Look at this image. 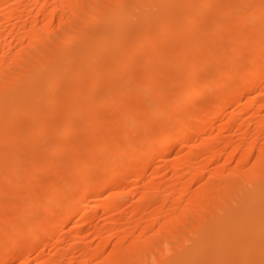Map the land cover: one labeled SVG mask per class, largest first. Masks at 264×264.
I'll use <instances>...</instances> for the list:
<instances>
[{"label": "bare ground", "instance_id": "6f19581e", "mask_svg": "<svg viewBox=\"0 0 264 264\" xmlns=\"http://www.w3.org/2000/svg\"><path fill=\"white\" fill-rule=\"evenodd\" d=\"M6 1L10 2H7V4ZM226 1L0 0V4H2L0 6L1 21L5 20V22H8L10 17L15 16L22 24V27L20 26L21 28H19L20 31L13 28L15 35L13 29V32L10 30L8 32L7 30V33H2L6 29L2 30V32L0 31V141H2L0 142V172H2L0 176L3 174L2 176L5 177V180L8 178L7 180L12 179V182L14 181V183H11L12 185L9 184V187H7L5 186L6 184H3L4 181L0 179L2 181V183L0 182V264L9 263L12 259H21L23 257L22 248L27 237L34 241V247H39L42 244H47L53 238L55 227H59L57 236H61L59 238L62 239L63 237L66 240L65 232H63L66 224L80 210L81 206H85L84 214L89 212V205H91L94 194L100 193L105 184L112 188L127 179H130L131 181H128L132 183L144 182L145 173L142 165H151L152 150L159 146L158 154L159 157L163 158L174 151L170 147L172 142L187 141L192 133L191 131L197 129L193 126L195 125L194 119L196 120L197 118L200 124H204L205 121L209 122L214 118L207 113L208 108L207 111L204 110L206 108H204V99L200 101L203 103L193 104L192 107L190 106L185 110H182V104L192 100L197 95L193 85L201 77L205 65L211 64L213 67L216 64L215 62L218 61L216 58L218 56L214 54V50L217 49L219 37L221 38L222 36V39H224V35L237 37L238 43L234 46L235 48H232L239 53V58L234 60V63L241 64L239 69L225 68L218 71L217 67L213 68L219 72L221 83L225 86L227 85V92L222 97L220 96L222 100L226 101L228 97H232L233 99L238 98V101L241 102L242 95L245 98V94L252 88L256 90L258 85L259 88L260 85L261 88H264L262 86L264 83V54H262L264 53L262 52L264 51V26H262L263 28L259 27L261 26L259 23L262 24L261 21H264V0H229V3ZM23 2H26L25 6L23 5L25 9L20 10L21 4H24ZM32 3H35L38 7L37 11L32 7ZM36 6L35 8H37ZM39 13L42 14L41 18ZM238 23H242V25L238 26ZM7 25L5 26L7 27ZM90 27L93 30L88 35H83V31ZM180 33L185 35L181 37ZM258 35L263 36H261V49H257L254 44L255 40L258 41ZM12 37L17 38V42L13 43L14 39ZM248 38H250V42L246 43ZM83 44H87V47L83 51H77L75 45L81 46ZM221 48L219 49L220 51L222 50ZM216 52L218 53L219 51L216 50ZM137 53H140L138 55L142 54L141 59L140 56L137 57ZM230 59L231 57L228 58V60ZM172 60L175 61V65ZM144 65L152 66L151 70L153 71L154 69V71L148 70L150 72H147L146 80H139L140 78L138 80L143 83L147 81L146 85L148 87L154 86L157 100L152 104L156 106L155 102L158 101L160 104L159 108L162 109L163 116L166 117L165 120L150 119L140 107L139 103L141 101L139 103L135 102L138 97H133V99L131 98L132 100L129 98V92L131 93L132 88L130 84L138 82L136 81L137 78L135 79L136 82L133 83V80L131 81V78L133 79L134 77H132L133 75L130 77L131 73L129 72L132 71L133 74L134 71L138 77L139 71ZM171 65L176 67H171ZM145 68L147 70V67ZM170 68L181 69L178 75L180 76L181 72L183 75V80L180 79L181 75L179 82L182 80L184 85L183 87L181 85L182 89L177 91L175 95L177 98L174 96V88L172 89L169 84L170 80L165 81L166 79L173 80L175 78L167 77L162 80L159 76V74L165 76V73ZM104 70L109 74H114L112 75L114 78L110 76V81L114 79L112 82L117 84L112 83L113 86H118L117 88L121 91L119 92V94H122L120 99L126 107V114L122 118L127 120L128 123L140 121L143 124L142 128H150L152 132L147 138L143 137L144 133L146 134L144 132L145 129H143L144 133L140 129L142 135L138 134L135 132L136 130L129 128V124L126 121H121L120 113L117 114V116L119 115L118 117L116 116L115 112L117 111L113 113L115 118L104 119L100 116L102 111V109L100 111V104L102 102L100 98L94 99L95 96H93L92 92L98 85L100 88V84H105L104 80H102ZM171 70L174 71L173 69ZM182 70H186L185 74ZM209 71V76L207 75V78L202 79L204 81L200 86V90L206 84L216 80L215 78L218 76V72ZM124 75H127L128 78L130 77V79L124 78ZM142 75L141 77H143ZM167 75L173 76L170 72L169 74L167 72ZM178 75L176 76L177 78ZM107 79L109 81V78ZM163 81L165 83L169 82V86L165 87L166 84L164 85ZM109 84L111 86V82ZM128 86L130 87L128 88ZM147 86L145 87L149 89ZM104 87L102 85L101 90ZM136 87L134 86V88ZM181 87L179 85V88ZM220 87L222 88V86ZM127 89H130V91L128 92ZM52 90L53 92L54 90L56 91V94L54 92L55 95L52 96L56 100V104L49 96ZM116 91L118 92V90ZM103 92L105 96L107 92ZM251 93H248V95H251ZM260 94L262 95L263 93ZM78 95L89 100V103L87 102L88 110L85 111L84 117L82 116L81 118L77 116L83 115L84 110L82 108L85 106L79 107V110L74 107L76 105L74 101L78 100L76 98ZM208 95L213 96V93L211 95L210 92ZM241 96L242 98L240 99ZM148 98L152 99L151 97ZM249 98L248 101L254 97ZM26 99H29L31 103H33V99H39L37 110L40 109L41 111V109L46 110L48 108L49 113L44 111L46 113L44 118L36 120L35 117V120H39V122L34 121V118L30 119L36 123L35 125L33 124L34 127L32 125L34 130L27 129V126L32 123L25 124V127H18L23 135L18 133L22 137L17 142L22 145L21 147L23 145L25 147L28 145L29 147V144H34L30 150H27V153L32 150L31 154H26V151L23 154H21V151V155L19 153L16 154V152L11 154V148L14 151L13 147L18 145L13 146V144L17 143L14 139L17 128L12 126L15 123L17 126L18 121L23 124L22 120L28 119L29 116L26 111L32 114L36 113L35 106L31 108L33 112L29 110L30 107L27 105V108L26 106L24 108L23 105H25L26 101H24V104L22 102ZM80 100H82L81 97ZM222 100H217L213 103L212 111L214 113L225 109ZM263 100L259 101L258 99L251 103L253 105L255 103L256 107H264V105H260L264 103L262 102ZM50 101L51 104L54 102L52 106L51 104L49 105ZM146 101L148 103L149 100ZM248 103H245V105ZM148 105L151 112H147L153 116L154 113L156 114L157 109L149 103ZM22 106L24 111L25 109L26 111H22V116L24 117L20 118L21 112L18 109ZM251 107L253 108L254 106ZM99 111L100 114H98ZM205 111L208 115L204 113ZM17 112L18 116H15ZM238 112H232L228 116L229 119L228 121L225 120L226 123H224L223 129L226 128L225 130H227L228 126H230V129L232 123H238L239 119L243 118L242 115L235 122L240 115V112ZM243 113L245 114V112ZM252 114L254 113L252 112ZM203 115L207 117L205 118ZM4 116L6 117L5 119L2 118ZM25 116L27 117L25 118ZM248 116H244L245 124H240L241 128L246 125L248 120H252ZM52 118L53 121L54 119L58 120L57 127L55 126L56 129H54L55 127L52 129L54 134H57L56 136L62 133L67 135L66 132L69 133L68 135L81 130L84 132L80 139H77L79 138L78 135L74 136L76 140L73 137L74 143H68L69 139L67 140L68 142L66 141V144H69L67 146L70 147L72 145V147L74 146L73 148L67 147L64 141L63 145L65 146H61L62 148L57 147L59 144L54 142L56 140L50 141L58 144L55 148L50 146L51 143L48 144L51 147L50 150H54V152L67 153L70 149L71 155L75 156L71 164L63 161L66 166H68L67 164L71 165L67 172V169H61L62 166L58 167L59 164L55 163L53 156L45 157L38 154L41 148L43 150V147L48 150V135L52 131L49 126L51 122H48V120H52ZM81 119L86 120L84 121L86 124H83L85 127L81 126L83 128H79L82 123ZM103 120L105 121L103 123H106L107 126L106 133L100 132V129L95 130V128H103V124L100 122ZM250 121L249 123H251ZM10 122L13 123L11 127L9 126V124H12ZM47 122L49 125H47ZM37 123L39 124L38 127ZM2 124H5V127ZM248 125L244 127L243 134H239L241 137L238 140L232 141L231 139L232 142L229 141L231 151L228 157L225 158L224 164L222 165V162L219 163L222 166H215V168H211L210 172L205 171L206 165L211 162L214 164V161L216 163L218 158L222 157H219V149L214 144V141L217 140L216 138H212L215 139L213 142L212 140L204 142L203 139L197 144L193 143L190 150H188L190 151L189 155L187 154L186 156V153H182L183 156L181 157H184L182 160L181 158L169 160L170 167L177 175L175 182L164 189L163 187L160 188L159 185L154 188L152 186L154 182L150 184L146 183L148 182L146 181V184H144L146 188L144 187L143 195H140L145 200V204L139 203L132 210L129 209V213L141 216L136 217L140 218L137 222V227L140 229L138 235L136 236L135 234L132 237H128L129 234H133L130 230L132 221L128 222L124 228L118 230L120 233H117L121 236L119 239L117 238V243H114V249L108 255H104V245L101 244L100 240H98L100 247L97 245L96 249L92 250L93 253L89 250L91 248L89 246H92V241H87L90 244L89 246L86 244L80 250L81 255L78 257L79 259L76 258V264H264V117L262 116L258 119L252 131H250L252 128L250 129V126L248 128ZM131 127H136V125ZM205 128L203 130V138L208 140L210 129L207 128L208 130L205 131ZM239 130L241 129L239 128ZM235 132L237 131L235 130ZM50 134L53 133L51 132ZM65 134L63 135L65 136ZM117 134L123 136H121L123 138L122 142H116ZM215 135L213 136L215 137ZM52 136L53 138L55 137L54 135ZM46 137L48 142L45 141ZM160 138L161 142L159 143ZM59 141H62V139ZM11 143L12 145H10ZM44 143L46 146H43ZM131 143L135 144V149L132 152L133 156L129 157L127 155L129 152L127 145ZM8 145L13 147L8 150ZM226 145H228V142ZM98 146L110 154L107 153L108 156L106 154L103 158L98 157L96 155ZM220 150H222L221 147ZM238 152V160H236L235 166L232 164V167L229 162L232 156ZM199 155L201 161L198 162L199 166L196 168V158ZM165 159L163 164L168 161V158L167 161ZM251 161L252 164L248 167ZM146 166L145 168H147ZM20 168L24 170L19 171ZM191 168H195L196 171L194 170L192 175L188 177L187 172L184 170H190ZM44 171L52 172V175L48 176L45 182L43 180L44 184L42 183V191L49 197L48 201L50 202L42 204V213H37V211L34 213L33 206L36 203H34L32 187L38 182L39 174ZM205 172L210 173L209 178H206L207 180H204V183L202 181L203 184L200 182L201 184L197 185L200 187L196 186L195 188L198 189L194 188L192 191L190 182L194 181L197 183V181H201L206 174ZM188 180H190L189 184ZM6 182L10 183V181ZM177 183L180 184L179 187ZM135 187H130L129 194H134L138 191V187ZM35 190L34 192H37ZM19 192L26 193L28 198L25 201L26 203L18 205L11 202L15 205L12 208L10 204L8 205L10 208L6 207L5 203L10 200V197L12 198L11 195L15 196ZM25 199L23 198V200ZM178 199H183L185 203H178ZM21 200L17 201L22 204ZM99 204L102 209L107 208L108 210V208H111L117 212L120 208L119 203L115 199L102 200ZM31 214H33V217L30 218ZM118 215L120 216V214ZM126 219L128 220L129 218ZM118 222L120 223V221ZM27 224L29 227L26 232L25 227H27ZM152 229L154 231L149 233ZM65 235L67 234L65 233ZM75 235L79 238L78 241L84 238L81 231H76ZM107 238L109 239V237ZM103 241L108 243V240L103 239ZM124 241H131L128 248ZM7 245L11 246V248L6 250L5 247ZM69 251H71L70 247L63 253L61 252L62 255L60 256L67 255L66 257H68L70 254L72 255ZM53 259V256L41 257L39 264H54L56 263L55 260L57 262L60 260L54 259L53 262ZM71 259L68 258L69 261ZM69 261L66 263H69ZM60 262L58 264H61ZM23 264H27V262L24 261Z\"/></svg>", "mask_w": 264, "mask_h": 264}, {"label": "rangeland", "instance_id": "374dc122", "mask_svg": "<svg viewBox=\"0 0 264 264\" xmlns=\"http://www.w3.org/2000/svg\"><path fill=\"white\" fill-rule=\"evenodd\" d=\"M229 0H227L226 2H228ZM9 3L10 1H6V3ZM186 2H188V3H191L190 1H186ZM225 2V3H226ZM230 2V1H229ZM228 2V3H229ZM5 3V4H6ZM7 3V4H8ZM24 4H21L20 6H21V8H20V10H22V9H25V7H23V5L25 6V4H26V2H23ZM2 4H0V6H1ZM32 7H34V10L35 11H37L36 9H38V7L36 6V4L35 3H32ZM4 6H6V5H4ZM35 6L37 7V8H35ZM23 7V8H22ZM40 14V13H39ZM38 14V15H39ZM231 14V13H230ZM39 17L41 18L42 17V14H40L39 15ZM16 17L14 16V17H10L9 19H11V20H9L8 19V22L6 21L5 22V20L2 22L1 21V19H0V31L2 32V30L4 31L5 29H6V31L5 32H2V33H7V30H8V32H9V30L10 31H12V29L14 28L15 30H17V31H20L19 30V28H21L22 27V24L20 23L21 21H19L18 20V18H16ZM14 22V23H13ZM23 22V21H22ZM6 23V24H5ZM261 23L262 24H260L259 23V25H261V26H259V27H261V28H263L262 26H264V21H261ZM7 24H9V25H7ZM14 24V25H13ZM20 24V25H19ZM1 25H4V26H1ZM5 25H7V27L5 26ZM242 25V23H238V26H241ZM12 26V27H11ZM14 26V27H13ZM21 26V27H20ZM6 27V28H5ZM14 29H13V31H14ZM87 30H89V31H87ZM93 29H91V27L90 28H88V29H86V30H84L83 31V35H88V33H90L91 31H92ZM12 31V32H13ZM16 31V32H17ZM18 33V32H17ZM14 35H15V31H14ZM179 35H182L181 37H183L185 34L184 33H180ZM262 35H258V41H256L255 40V42H254V44H255V47L257 48V49H261V40H262V37H261ZM16 37V36H15ZM15 37L12 39L13 40V43L14 42H17V38L15 39ZM178 37H180V36H178ZM223 38L224 39H222V36H221V38L219 37V40H217V49H215L214 50V54H216L218 57H216V55H215V57L218 59V61H216L215 63L217 64H215V65H213V67H212V65L211 64H207V65H205V67L203 68L204 70H203V72H202V75H201V77L194 83V85H193V89L196 91V94L197 95H195V97H196V99H195V97L192 99V100H190V101H188V102H185V103H183L182 104V110H185V109H187V108H189L190 106L192 107L193 106V104L195 105V104H197V103H203V102H200V101H202V99H204V110H206L207 111V108H208V111H207V113L208 114H210L211 115V117H214L212 120H210L209 122L207 121H205V123L204 124H200L199 123V121H197L198 119L196 118V120L194 119V121H195V125H193L194 126V128L196 129L195 131L193 130V131H191L192 133V135L190 134L189 135V139L187 140V141H175V142H172L171 143V145H170V147H172V149L174 150L172 153H170V154H168V155H166V156H164L163 158L162 157H159V152H158V149H159V146L158 147H156L154 150H152L153 151V158H152V160H151V165L150 164H148L147 166L144 164V163H142V164H144V165H142L143 166V168H144V173H145V176H144V182H130L131 180L130 179H127L126 181H124V182H122V183H120V184H118V185H116L115 187H109L107 184H105V186H104V188H103V190L100 192V193H98V194H94V196H93V198H92V201H91V205H89V212L88 213H85L84 214V207L85 206H81L79 209L80 210H78L74 215H73V217H72V219L66 224V226L64 227V231L63 232H65L67 235H65V233H64V236H66L65 238H66V240L62 237V239L61 238H59V237H61V236H57L58 234L57 233H59L58 232V228L59 227H55V229H54V232H53V238H51V240L50 241H48L47 242V244L45 243V244H42L41 246H39V247H34L33 246V242L34 241H32V239L30 238V237H27L26 238V240L24 241V246H23V248H22V252H23V259L21 258H18V259H16V260H14V259H12L11 261H9V263H6V264H23V262L25 261V262H27V264H39V262H41V261H39V260H41V257H49V256H53V258L54 259H60L59 261H61L60 263L61 264H76L77 263V261H76V258H78L80 255H81V252H80V250L83 248V247H85L86 246V244L89 246V244H88V242H91L92 244V246H89V247H91L89 250H91V252L93 253V251L96 249V247H97V245H99V243L101 242V244H103L104 246H103V250H104V255H108V253L111 251L112 252V250L114 249V247H115V244L117 243V238L119 239L120 238V234L118 235V233H120L118 230L119 229H122V228H124V226H126L127 225V223L128 222H134V221H136V222H134V223H130V225H131V233L133 232V234L132 235H128V237H132V236H134L135 234H136V236L138 235V233L140 232V229H139V227H137V222L139 221V219L140 218H136V217H141L139 214L137 215V214H133V213H129L130 212V210H132L133 209V207L134 206H136V205H139V203H141V204H145V200L142 198V196H140V195H143L142 193H143V191H144V189L146 188L145 186H144V184H146V183H152V182H154V183H152V186L155 188V187H157L158 185H159V187L160 188H164L165 189V187L166 188H168L167 186L169 185V186H171L170 184H173L174 182H175V180H176V173H175V171L172 169V167H170V161L169 160H177V159H175V158H178V159H180L181 158V160H182V158H184V157H181V156H183V154L184 153H186V156H187V154L189 155L190 154V151H188V150H190V148L192 147V145H193V143L194 144H197V143H199V142H201V141H203V139H204V142L205 141H211L212 140V142H213V140H215V139H212V138H216L217 140H215L214 141V144L215 145H217V148L219 149V157L220 156H222V157H220V159L218 158V160H217V162L215 163V161H214V164L211 162L209 165L207 164L206 165V167H205V171H209L210 172V170H212L213 168H215V166H222L223 164H224V161L226 160L225 158H227L228 157V155H229V153H230V149H231V144L229 143V141L230 142H232L233 140H238L241 136V134H243V129H244V127H247V125H248V123H249V121L251 120H248V122L246 123V125L245 126H242L243 128H241V125H243V123L245 124V122H244V116L246 117V116H248L249 114L251 115L252 114V112L254 113V114H252L250 117L252 118V120L250 121L251 123H249V125H248V128H249V126H250V131H252L254 128H255V124L257 123V121H258V119H260L262 116L264 117V107H261V106H258V107H256V104L254 103V105L251 103V102H255V101H257L258 99H259V101H261V100H263L264 99V96H262V95H264V88H261V85H260V88H259V85L256 87V90H255V88H252L251 90H249L246 94H245V98H244V95H242L243 96V98H242V96L240 97V99H241V102L240 101H238L239 99L237 98V99H233L232 97H228V99H226V101H224V100H222V95H224V93H226L227 92V85L225 86L224 84H222L221 83V80H220V76H219V70H222V69H225V68H229V69H231V68H233V69H239L240 67H241V64H239V63H234V60H236V59H238L239 58V53H237V52H235L234 51V46H236L237 45V41H238V39H237V37H235V36H229L228 37V35H224L223 36ZM223 40H225L224 42H223ZM58 41H59V39H58ZM219 41H220V44H219ZM221 42H223V44H221ZM250 42V38H248L247 39V41H246V43H249ZM259 42V43H258ZM230 43V44H229ZM16 44V43H15ZM117 44V43H116ZM219 45V46H218ZM220 45H221V47H223V48H221L220 47ZM75 47L77 48V51H83L86 47H87V44H83V45H75ZM83 47V48H82ZM227 47V48H226ZM230 47V48H229ZM232 47H234V48H232ZM81 48V49H80ZM222 49V50H224V51H220L219 49ZM230 49H232V50H230ZM216 50H218L219 52V54L216 52ZM230 50V51H229ZM227 53H226V52ZM145 52V51H144ZM143 52V53H144ZM220 52H221V54H222V56H220L221 54H220ZM262 52H264V51H262ZM140 53H142V52H140ZM140 53H137V57H139L140 56V59H141V56H142V54L141 55H138V54H140ZM236 53V54H235ZM262 54H264V53H262ZM145 55V54H144ZM143 55V56H144ZM227 55V56H226ZM236 55V56H235ZM231 57V59L230 60H228V58H230ZM222 59V60H221ZM226 59V60H225ZM223 61H225V62H223ZM172 62H174V65H175V61L174 60H172ZM218 62V63H217ZM226 62H228V63H226ZM220 63V64H219ZM221 63H222V65H221ZM227 65H226V64ZM219 65V66H218ZM237 65V66H236ZM147 67V70H146V68L145 67ZM143 67H141L142 69H140V71H142V72H140L139 71V75H138V77L135 75L136 73H134V71H133V74H132V71H130L129 73H131L130 74V77H131V75H133L132 77H134L133 79L131 78V81L134 83V82H136V81H138V82H140V83H136V84H139V85H136L135 83V85L134 84H130V86L132 85V88H131V93L129 92L130 91V89H127L128 90V92H129V98L131 99H133V97L135 98H137V99H135V102H137V103H139V101H141L140 103H139V105H140V107L142 108V110H144V112H145V114L147 115V116H149L150 117V119H154V120H165L166 119V117H164L163 116V111H162V109L161 108H159V106H160V104L158 103V101L157 102H155L156 104V106H154L153 104V102L155 101V100H157L156 99V91H155V89H154V86H150V87H148L147 85H146V83H147V81L145 82L144 81V83L143 82H141V81H139V80H146V77H147V75H148V73L151 71V72H153L154 71V69H153V71L151 70V67L152 66H147V65H144ZM208 66V67H207ZM221 66V67H220ZM229 66H231V67H229ZM150 67V68H149ZM171 67H176V66H172L171 65ZM212 67V68H211ZM215 67H217L216 69H218V71L217 70H215V69H213V68H215ZM218 67H220V68H218ZM153 68V67H152ZM178 68V67H177ZM171 69H173L174 71H172ZM208 69V70H207ZM148 70H150V71H148ZM176 70V71H175ZM181 70V69H180ZM180 70H178V69H175V68H170L167 72H168V74H169V72H170V74L171 75H173V74H175V75H173V76H171L170 77V75L168 76L167 75V72L165 73V76L164 75H161V74H159V76L161 77V79L163 80V79H166L167 77H169V78H175V79H173V80H171V79H166L165 81H168V80H170L169 82H167V83H165V81H163V84L165 85V87H167V85H168V83L170 84V86H172L171 88L173 89L174 88V96L177 94V91H179V90H181L182 89V87H183V83L184 82H182V80H183V75H182V72H181V75H182V77L180 78V76L178 75V74H180ZM209 70H214V72H218L217 74H218V76H216V80H213L212 82H210V83H208V84H206V85H208V86H204V88H202L201 90H200V86H201V84L203 83V81H202V79H205V78H207V75L209 76V73H210V71ZM172 71V72H171ZM183 71V70H182ZM211 71V72H212ZM144 72V73H143ZM148 72V73H147ZM184 72H186V70L185 71H183V73ZM208 72V73H207ZM129 73H127V75H129ZM145 73H146V75H145ZM173 73V74H172ZM106 76H105V75ZM108 74V75H107ZM143 74V75H142ZM185 74V73H184ZM206 74V75H205ZM216 74V75H217ZM112 75H114V74H109V73H107V71H103V73H102V80H104V82H105V84L104 83H102V84H100V88L97 86V88H95L94 90H93V92H92V94H93V96H95L94 97V99H97V98H100L101 99V102L104 104H100L101 106V108H100V111H101V109H102V111H101V114H100V111H99V113L98 114H100V116H102L104 119H108L109 117H114L113 116V113L115 112V111H117V112H115V114H116V116H117V114H119L120 115V117L122 118L125 114H126V107H125V105L122 103V101H121V97H122V94L120 93L119 94V92H121L120 90H119V88H117L118 86H116V87H114L117 83H113L112 81L114 80V79H112L111 81H110V76H112ZM127 75H124V78L126 77L127 79H130V77L128 78V76ZM141 75L143 76V77H141ZM178 75V78L176 77ZM163 76V77H162ZM145 77V78H144ZM103 78H106V79H103ZM107 78H109V81H108V79ZM111 78H114L113 76L111 77ZM137 78V80L135 81V79ZM140 78V79H139ZM182 79L180 82H179V80L180 79ZM139 79V80H138ZM219 79V80H218ZM178 80V81H177ZM200 80V81H199ZM107 81V82H106ZM130 81V82H131ZM214 81H216V82H214ZM111 82V86H110V83ZM115 82V81H114ZM171 82H174V83H171ZM115 84L114 86H113V84ZM212 83V84H211ZM214 84V85H213ZM260 84V83H259ZM102 85H103V87H104V85H106V86H109V87H104V89L103 90H101V88H102ZM136 87V86H138V87H136V88H134V86ZM177 85V86H176ZM179 85H180V87H181V85H182V87L181 88H179ZM130 86H128V88L130 87ZM145 86H147L149 89H147ZM169 86V85H168ZM220 86H222V88L220 87ZM225 86V87H224ZM262 86L264 87V83L262 84ZM211 87H212V89H211ZM217 87V88H216ZM219 87V88H218ZM108 88V89H107ZM117 88V89H116ZM138 88V89H137ZM151 88V89H150ZM177 90H176V89ZM179 88V89H178ZM258 88V89H257ZM108 90V91H106V90ZM133 89V90H132ZM216 89V91L214 92V90ZM254 89V90H253ZM262 89V90H261ZM116 90H118V92L116 91ZM135 90V92H133ZM148 90V91H147ZM151 90V91H150ZM103 91H105V92H107V94H105V96H104V92ZM137 91V92H136ZM153 91V92H152ZM176 91V92H175ZM225 91V92H224ZM54 92H55V94H56V91L54 90ZM54 92H53V90L52 91H50V95H49V93H48V95L51 97V99H52V101L54 100V102L56 101L55 99H53L52 98V96H54L55 94H54ZM101 92H102V95H101ZM115 92H117V93H115ZM152 92V93H151ZM211 92V95H212V93H213V96H209L208 95V93H210ZM219 92V93H218ZM250 92H252L251 93V95L249 94L248 95V93H250ZM96 93V94H95ZM150 93V94H149ZM156 93V94H155ZM215 93V94H214ZM221 93V94H220ZM260 93H263L262 95L259 94ZM99 94V95H98ZM118 96H117V95ZM135 94V95H134ZM138 94V95H137ZM218 94V95H217ZM255 94H258V95H255ZM98 97H97V96ZM147 95V96H146ZM163 95V94H162ZM209 97H208V96ZM48 96V97H49ZM131 96V97H130ZM216 96V97H215ZM221 96V97H220ZM251 96V98H255V100H254V98L252 99V100H249L248 101V98ZM253 96V97H252ZM260 97V98H257V97ZM80 97H81V99L82 100H80ZM110 97V98H109ZM118 97H119V101H118ZM142 97V98H141ZM148 97H151L152 99V101L150 100V98H148ZM154 97V98H153ZM176 97V96H175ZM175 97H174V99H175ZM179 97V96H178ZM246 97H248V98H246ZM78 100L77 101H74L75 103H76V105H74V107L76 108V109H80V108H82L83 106H85V107H83L82 109L84 110L83 111V115L82 114H80L79 116H77V117H84V113H85V111H87L88 110V104H87V102L89 103V100H88V98H82V96L81 95H78L77 97H76ZM177 98V97H176ZM251 98H249V99H251ZM131 99V100H132ZM149 100L148 101V103L149 104H151L152 106H154L156 109H157V111H156V114L154 115L153 114V116L150 114V113H148V112H151V111H149V105H148V103H147V101L146 100ZM200 99V100H199ZM27 100H28V104H27ZM35 100V101H34ZM38 100V102H36ZM33 99V103L34 102H36V103H31V101H29V99H26V100H23V104H24V101H26L25 102V105H23L24 106V108H25V106L27 105L28 107H30L29 108V110L31 111V112H33L32 110H31V108L32 107H36V113L33 115L32 113H29V111H26V109H25V111H26V113H27V115L30 117H28V119H26V120H22L23 121V124H22V122H20V121H18L17 122V126H16V123L13 125V123L12 122H10V123H12V124H9V126L11 127L12 125V127H16L17 128V130H16V132H15V137H14V139L16 140V142L18 141V139L19 138H21L20 137V135L22 134L21 132H20V130L18 129V127L19 126H21V127H25L26 125H28V124H30V123H32V124H30V125H28L27 127V129H32V130H34L33 129V127H34V125L36 124V123H34V121H36L37 119H39V118H44L45 116V114L46 113H49L48 111H49V109L48 108H46V110L45 109H41V111H40V109H38L37 110V107H38V104H39V102H40V100L39 99ZM111 100V101H110ZM145 100V101H144ZM217 100H222L223 102V104H224V110L223 111H220V112H215L214 113V111H212V107H213V103L215 102V101H217ZM236 100V101H235ZM121 101V102H120ZM134 101V100H133ZM54 102H52V104L54 103ZM78 102V103H77ZM107 102H109V103H107ZM111 102H112V104H111ZM234 102H236V103H233ZM240 102V103H239ZM247 102H249L248 104H246V105H248V107H246V105H245V103H247ZM262 102H264V100L262 101ZM262 102H260V103H262ZM30 103V104H29ZM82 103H84V104H82ZM116 103V104H115ZM120 103V104H119ZM144 103V104H143ZM153 103V104H152ZM187 103V104H186ZM31 104H33V105H31ZM36 104V105H35ZM51 104V101H50V103H49V105ZM52 104H51V106H52ZM55 104H56V102H55ZM210 104V105H209ZM259 104V103H258ZM30 105V106H29ZM123 105V106H122ZM148 105V106H147ZM150 105V106H151ZM183 105H184V109H183ZM189 105V106H188ZM208 107H207V106ZM244 105H245V107H244ZM254 106L253 108L251 107V106ZM260 105H264V103H262V104H260ZM23 106L22 107H20V109H18V110H20V114H21V117L20 118H23L24 116H22L23 114H22V111H24V108H23ZM27 106H26V108H27ZM50 106V107H51ZM53 106H55V105H53ZM78 106V107H77ZM88 106V107H87ZM49 107V108H50ZM80 107V108H79ZM250 107H251V109H250ZM256 107V108H255ZM259 107H261V108H259ZM53 108V107H52ZM85 108V109H84ZM104 108H106L105 110H104ZM117 108V109H116ZM148 108V109H147ZM152 108V107H151ZM159 108V109H158ZM246 108V109H245ZM257 108H259V109H257ZM110 109V110H109ZM242 109V110H241ZM259 110V111H257V112H254V111H256V110ZM104 110V111H103ZM107 110V111H106ZM246 110V111H245ZM249 110H250V112H249ZM24 111V112H25ZM44 111H46V113L44 112ZM82 111V110H81ZM148 111V112H147ZM158 111H160L159 113H160V115H159V113H158ZM206 111L204 112V113H206ZM237 111H239L238 113L240 114L238 117H237V120H235V122H237L238 121V118L240 117V116H242L243 118L242 119H239V121H238V123H232L231 124V128L229 129V127L230 126H228L227 128V130H225L226 128H222L223 126H224V123H226V121H228V119H229V117L228 116H230L231 114H232V112H236L237 113ZM245 112V114H247V113H249L248 115H245L243 112ZM35 112V111H34ZM97 112H98V109H97ZM103 112V113H102ZM210 112V113H209ZM258 112H259V114H258ZM261 112V113H260ZM112 113V114H111ZM162 113V114H161ZM206 113V114H207ZM255 113H257V114H255ZM18 114V112L16 113V115L15 116H18L17 115ZM19 114V115H20ZM104 114V115H103ZM207 114V115H208ZM261 114V115H260ZM31 115V116H30ZM32 115H33V117H32ZM37 115V116H36ZM107 115V116H106ZM118 115V116H119ZM151 115V116H150ZM209 115V116H210ZM39 116V117H38ZM41 116V117H40ZM47 116V115H46ZM75 116V117H76ZM105 116V117H104ZM117 116V117H118ZM155 116V117H154ZM204 116V115H203ZM208 116V117H209ZM248 116V117H249ZM255 116H257L256 118H255ZM260 116V117H259ZM27 116H25V118H26ZM35 117H36V120H35ZM205 118L207 117V116H204ZM210 117V118H211ZM3 119H5L6 117L4 116V117H2ZM33 119V120H30V119ZM115 118V117H114ZM120 118V119H121ZM118 119V118H117ZM117 119H116V121H117ZM120 119H119V121H120ZM31 122H30V121ZM124 119L122 118L121 119V121H123ZM129 120H131V119H129ZM128 120V121H129ZM226 120V121H225ZM27 123H26V122ZM29 121V122H28ZM33 121V122H32ZM41 121H42V119H41ZM81 121H82V123H81V125H80V127L79 128H83V127H85V126H83V124H86V122L84 123V121H86L85 119H81ZM126 121V123H128L127 122V120H124L123 122H125ZM193 121V122H194ZM9 122V121H8ZM36 122H39V120L38 121H36ZM48 122H53L52 124L51 123H49L48 124ZM48 122H47V125H49L50 126V130H52L55 126L57 127V123H58V120H56V119H54V121H53V118H52V120L51 119H49L48 120ZM56 122V123H55ZM102 124H103V128H95V130H97V129H100L99 131L100 132H102V133H106V131H107V126H106V123H103V122H105L104 120L103 121H100ZM130 122V121H129ZM138 122V123H137ZM60 123V122H59ZM130 123H131V126H135L136 125V127H131L130 126ZM130 123H128L129 124V128H131V129H134V131L135 132H137L138 134H141L142 135V133H144V132H146V134L144 133V135H143V137L145 136L146 138L151 134V132H152V130L149 128H142L143 126V124L140 122V121H136V122H134L133 121V123L132 122H130ZM21 124V125H20ZM26 124V125H25ZM34 124V125H33ZM38 124V123H37ZM56 124V125H55ZM133 124H135V125H133ZM140 124V125H139ZM236 124V125H235ZM241 124V125H240ZM2 125H4V127H5V124H2ZM23 125V126H22ZM32 125H33V127H32ZM59 125V124H58ZM138 125V126H137ZM198 125V126H197ZM203 125H205L204 127H203ZM233 125H235V126H233ZM6 126H8V125H6ZM39 126V124L37 125V127ZM48 126V127H49ZM51 126H53V127H51ZM81 126H83V127H81ZM106 126V127H105ZM199 126H200V128H199ZM207 126V127H206ZM210 126H211V128H210ZM3 127V128H4ZM36 127V128H37ZM56 127L54 128V129H56ZM128 127V126H127ZM140 127V128H139ZM202 127V128H201ZM206 127V128H205ZM204 128H205V131L206 130H208V129H210L209 130V132H210V136L208 137V140L206 139V138H203L204 136H203V133H204ZM208 128V129H207ZM222 128V129H221ZM235 128V130L237 131V132H235L234 133V131L235 130H233ZM239 128L241 129V130H239ZM105 129V130H104ZM140 129H141V131H142V133L140 132ZM143 129H145L144 130V132H143ZM0 130H1V128H0ZM239 130V131H238ZM82 131V130H81ZM75 132V133H71V135H68L69 133L68 132H66L67 133V135L65 134V133H62V134H60V135H58V136H56L57 134H54V132H53V130L52 131H50V133L52 132L53 134H50L49 133V135H48V137H49V143H47L48 142V139H47V137H46V139H45V141H47L46 143H47V148H48V150L47 149H45L43 146H46L45 145V143H44V145L42 146L43 147V150H39V155L40 156H53L54 157V160L56 161L55 163L58 165V167H61V169L62 170H66V172L69 170V168H70V166L71 165H69V164H67L68 166H66L65 164H64V162L65 163H72L73 161H74V155L72 154L71 155V152H70V149H69V151H67V153H59V151H57V152H54V150L52 151V150H50V148L51 147H49V145L48 144H50L51 143V145L50 146H53L54 148H55V146L56 145H58L59 144V146H57L58 148L59 147H63V146H65V145H63L64 144V142H65V144L68 142V143H71L72 144V142L74 143V140H76L75 139V137L74 136H79V138H77V139H80V136L82 137V135H84V132L82 131V132ZM140 133H139V132ZM214 132V133H213ZM239 132V133H238ZM241 132V133H240ZM16 133H17V135H16ZM18 133H20V135L18 134ZM79 133H80V135H79ZM86 133V132H85ZM63 134H65V136L63 135ZM73 134V135H72ZM196 136H195V135ZM202 134V135H201ZM216 134V135H215ZM240 134V135H239ZM19 135V136H18ZM23 135V134H22ZM52 135H54L55 137L53 138V136ZM213 135H215V137L213 136ZM219 137H218V136ZM236 135V136H235ZM18 136V137H17ZM47 136V135H46ZM61 136V137H60ZM63 136V137H62ZM121 134L120 135H116V142H122V140H123V138H121ZM211 136H213V137H211ZM59 137V138H58ZM67 137V138H66ZM71 137V138H70ZM73 137H74V140H73ZM123 137V136H122ZM194 139H193V138ZM199 137V138H198ZM44 138V137H43ZM209 138H211L210 140H209ZM230 138V139H229ZM60 139H62V141H59L58 142V140H60ZM69 139V140H68ZM71 139V140H70ZM231 139H232V141H231ZM54 140H56V141H54ZM68 140V141H67ZM194 140H196V141H194ZM221 140V141H220ZM44 141V142H45ZM50 141H54L55 143H58V144H54L53 142H50ZM64 141V142H63ZM67 141V142H66ZM78 141V140H77ZM192 141V142H191ZM219 141V142H218ZM0 142H2V141H0ZM161 142V138H160V140H159V143ZM222 142H223V144H222ZM227 142H228V145H226L227 144ZM14 143V142H13ZM35 143V142H34ZM62 145H61V144ZM218 143H220V144H218ZM18 144V145H17ZM54 144V145H53ZM230 144V145H229ZM10 145H12V143L10 144ZM14 145H17V146H19V147H17V146H15V147H13ZM67 145H69V144H66V146ZM135 144L134 143H131V144H128L127 145V147H128V153H127V155L130 157V156H133V154H132V152L134 151V149H135V146H134ZM191 145V146H190ZM13 146H9L8 145V150L10 149V147H13V150L14 151H12V148H11V151H10V153L12 154V152H16V154L17 153H19L20 154V152H21V154H23V152H25L26 154H31V152H32V150H31V152H28L27 153V150H30V148H32L33 146H34V144H32V145H30L29 144V147H28V145H26V147L23 145V147H21L22 145H20L19 144V142H17L16 144H13ZM229 146V147H228ZM28 147V148H27ZM61 147V148H62ZM67 147H69V146H67ZM74 147V146H73ZM72 147V145H70V147L69 148H73ZM220 147L222 148V150L225 152H223L222 150H220ZM16 148V149H15ZM17 148H18V150H17ZM23 148V149H22ZM229 149V150H227V149ZM22 149V150H21ZM57 149V148H56ZM101 149V150H100ZM17 150V151H16ZM100 150V151H99ZM43 151V152H42ZM49 151V152H48ZM56 151V150H55ZM178 151V152H177ZM181 151V152H180ZM186 151V152H185ZM220 151H221V154H220ZM40 152H42V153H40ZM53 152V153H52ZM177 152V153H176ZM188 152V153H187ZM228 152V153H227ZM49 153H51V154H49ZM74 153V152H73ZM101 154V155H99V154ZM110 154L108 151H104V149H102L100 146H98V150H97V152H96V155H98V157H100V158H103L106 154ZM183 153V154H182ZM20 154V155H21ZM104 154V155H103ZM108 154L106 155V156H108ZM237 154V155H236ZM234 156H232V158H233V160H232V158H231V161L229 162L230 163V166H232V164H233V166H235V164H236V160H238V155H239V152L238 153H236ZM15 155V154H14ZM56 156V157H55ZM17 157V156H16ZM58 157V158H57ZM174 157V158H173ZM162 158V159H161ZM166 158V159H165ZM167 158H168V161H167ZM202 158V157H201ZM61 159V160H60ZM164 159H165V161H167L166 163H164L163 164V161H164ZM59 160V161H58ZM196 160H197V165L195 166L196 168H197V166H199L198 164V162H200L201 161V159H200V155L196 158ZM222 160V161H221ZM235 160V161H234ZM61 161V162H60ZM64 161V162H63ZM233 161V162H232ZM60 162V163H59ZM222 162V165L221 164H219V163H221ZM162 163V164H161ZM63 164V165H62ZM166 164V165H165ZM251 164H252V161L250 162V164H249V166L248 167H250L251 166ZM150 165V166H149ZM160 165V166H159ZM228 165V164H227ZM226 165V166H227ZM145 166L147 167V168H145ZM152 166V167H151ZM164 166V167H163ZM211 166V167H210ZM232 166V167H233ZM163 168H165V169H163ZM210 168V169H209ZM212 168V169H211ZM2 169H3V167L1 168V171H2ZM166 169H167V173H166ZM208 169V170H207ZM24 169H21L20 168V170L19 171H23ZM146 170V171H145ZM194 170L196 171V169L195 168H191L190 170H188V169H185L184 171H186L187 172V174H188V177H190L191 175H192V173L194 172ZM190 171V172H189ZM65 172V173H66ZM164 172H165V174H164ZM209 172H205L206 174L204 175V177H202V179H201V181H197V183L196 182H194V181H191L190 182V180H188V184H189V182H190V185L192 186L191 187V190L192 189H194L197 185H199V183L201 182L202 183V181H203V183H204V180L206 181L209 177L208 176H210V173ZM0 173H2V172H0ZM163 173V174H162ZM191 173V174H190ZM45 174H47L46 176H45ZM49 174V175H48ZM162 174V175H161ZM174 174V175H173ZM3 174H1V176H2ZM52 175V172L51 171H44V172H41V174H39V180H38V182L34 185V187H32V189H33V199H34V203H36V204H34V206H35V208H34V206H33V212L34 213H36V211H37V213H42L41 211H43V206H42V204H44V203H49L50 201H48V199H49V197L45 194V193H43V191H42V185L44 184V182H45V180L47 179V177L48 176H51ZM66 175H67V173H66ZM161 175V176H160ZM0 176V177H1ZM46 178H45V177ZM3 177L4 176H2L0 179L2 180V181H4V183L3 184H6L5 186H7V187H9V184H11V183H14V181L12 182V179H9V180H7L8 178H6V180H5V177H4V179H3ZM151 177H153V178H151ZM169 177V178H168ZM44 178V179H43ZM158 178V179H157ZM207 178V179H206ZM60 179H62V178H60ZM151 181H149V180ZM158 180V182H157V180ZM163 179V180H162ZM43 180H44V182H43ZM128 180H130V181H128ZM155 180H156V182H155ZM165 180V181H164ZM2 181H0L1 183H2ZM6 181H10V183L8 182H6ZM146 181H148V182H146ZM171 181V182H170ZM146 182V183H145ZM163 182V183H162ZM165 182V183H164ZM167 182V183H166ZM187 182V181H186ZM43 183V184H42ZM124 183V184H123ZM142 183V184H141ZM160 183V184H159ZM163 185H162V184ZM200 183V184H201ZM202 183V184H203ZM38 184V185H37ZM41 184V185H40ZM127 184V185H126ZM155 184V185H154ZM166 184V185H165ZM178 184V187L180 186V184L179 183H177ZM12 185V184H11ZM157 185V186H156ZM4 186V187H5ZM132 186H136L135 188H137L138 187V191L136 192V193H134V194H129V190H130V187H132ZM142 186V187H141ZM6 187V188H7ZM145 187V188H144ZM198 187V186H197ZM200 187V186H199ZM198 187V188H199ZM37 188V189H36ZM141 188V189H140ZM198 188H195L196 190L198 189ZM37 190V192H34V190ZM35 190V191H36ZM42 192V193H40V192ZM193 191V190H192ZM195 191V190H194ZM14 193V192H13ZM19 193H20V197H19ZM19 193H16L15 194V196L14 195H11L12 196V198L10 197V200L9 201H6V207H8V208H12V206L13 205H15V204H18V205H23V203H26L25 201H27V197H26V193L25 192H19ZM22 193H24L23 195H22ZM36 193H37V195H36ZM25 195V196H24ZM36 195V196H35ZM16 196H17V198H16ZM22 196H24V197H22ZM117 198H116V197ZM25 197H26V199H25ZM14 198V199H13ZM21 198H22V200H21ZM23 198L25 199V200H23ZM46 198V199H45ZM115 199L118 203H119V210H118V212L117 211H114L113 209H111V208H108V210H107V208L106 209H102V207H101V205L99 204V203H101L102 202V200L104 201H106V200H109V199H111V200H113V199ZM142 198V199H141ZM177 199V198H176ZM22 201L21 203L22 204H20L18 201ZM38 200H39V202H38ZM46 200V201H45ZM142 200V201H141ZM144 200V201H143ZM42 201V202H41ZM179 201V202H178ZM9 202V203H8ZM11 202H14V203H11ZM177 202L178 203H180L181 202V204H184L185 203V201L183 200V199H178L177 200ZM159 203V202H158ZM10 204V207L8 206ZM135 204V205H134ZM157 204V203H156ZM25 205V204H24ZM99 207H98V206ZM121 205V206H120ZM42 206V207H41ZM131 206V207H130ZM38 207H39V210H38ZM97 207H98V209H97ZM128 207V208H127ZM122 208V209H121ZM35 209V210H34ZM130 209V210H129ZM102 210H105V211H102ZM128 212H127V211ZM124 213H123V212ZM115 212H117V213H115ZM114 213V214H113ZM125 213H127V214H125ZM115 214H116V216H115ZM118 214H120V216L118 215ZM124 214V215H123ZM33 214H31V216H30V218L31 217H33L32 216ZM114 215V216H113ZM118 215V216H117ZM125 216V217H124ZM127 216V217H126ZM116 217H118V218H116ZM131 217V218H130ZM121 218V219H120ZM124 218H125V221H124ZM126 218H129L128 220L126 219ZM112 219V220H111ZM115 219V220H114ZM119 219V220H118ZM120 221V223L118 222V221ZM123 220V221H122ZM130 220V221H129ZM114 221V222H113ZM110 222H112V223H110ZM122 222V223H121ZM109 223V224H108ZM116 223V224H115ZM113 225L112 227H111V225ZM124 224V225H123ZM27 227H25V230H26V232L28 231L27 229H28V227H29V225L27 224L26 225ZM116 226V227H115ZM119 226V227H118ZM109 227H111V228H109ZM137 227V228H136ZM135 230H134V229ZM113 229H114V231H113ZM57 230V231H56ZM139 230V231H138ZM76 231H81V233H82V235H84L83 237V239L82 240H79L78 241V237L75 235L76 234ZM116 231V232H115ZM154 231V229H152V231L150 230L149 231V233L150 232H153ZM98 232H102V234H100V233H98ZM118 232V233H117ZM111 233V234H110ZM101 236H100V235ZM113 234V235H112ZM148 234V233H147ZM63 236V235H62ZM106 236V237H105ZM100 237H102L101 239H100ZM107 237H109V239L107 238ZM7 238V237H6ZM53 239V240H52ZM59 239V240H58ZM60 239H61V241H60ZM64 239V240H63ZM103 239H105V240H108V243H106L107 241H103ZM69 240V241H68ZM98 240H100V242H98ZM74 241V242H73ZM88 241V242H87ZM7 242V241H6ZM78 242V243H77ZM98 242V243H97ZM68 243H70V244H68ZM75 243V244H74ZM83 243V244H82ZM115 243V244H114ZM124 243H126L127 244V248H128V246H130V244H131V241H124ZM80 246H79V245ZM85 244V245H84ZM96 244V245H95ZM126 244H124V245H126ZM68 245V246H67ZM70 245V246H69ZM77 245V246H76ZM66 246V247H65ZM95 246V247H94ZM63 247V248H62ZM70 247V250L71 251H69V252H71L72 253V255L70 254L68 257H66V256H60V255H62L61 254V252L63 253L67 248H69ZM77 247V248H76ZM80 247V248H79ZM93 247V248H92ZM98 247H100V245L98 246ZM101 247H102V245H101ZM7 248L9 249V248H11V246H9V245H7L6 247H5V249L7 250ZM58 248V249H57ZM66 248V249H65ZM75 248V249H74ZM24 249V250H23ZM73 249V250H72ZM108 249V250H107ZM55 250H56V253H55ZM93 250V251H92ZM26 252V253H25ZM54 252V254H52ZM57 252H59L58 253V255H57ZM74 253V254H73ZM107 253V254H106ZM27 254V255H26ZM78 255V256H77ZM60 256V257H59ZM30 257V258H29ZM39 257H40V259H39ZM64 257V258H63ZM62 258V259H61ZM67 258V259H66ZM68 258H72L70 261L68 260ZM54 259H53V262H54ZM79 259V258H78ZM77 259V260H78ZM14 260V261H13ZM72 260H73V262H72ZM21 261V262H20ZM30 261V262H29ZM58 261V262H59ZM69 261V263H66V262H68ZM55 262L58 264V262L55 260ZM72 262V263H71ZM75 262V263H74ZM56 263H54V264H56Z\"/></svg>", "mask_w": 264, "mask_h": 264}]
</instances>
